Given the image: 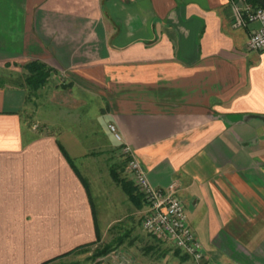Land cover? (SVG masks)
I'll return each instance as SVG.
<instances>
[{"label": "crops", "instance_id": "0c3cea01", "mask_svg": "<svg viewBox=\"0 0 264 264\" xmlns=\"http://www.w3.org/2000/svg\"><path fill=\"white\" fill-rule=\"evenodd\" d=\"M257 27L233 26L229 0H0V70L37 60L49 84L68 79L46 83V116L24 85L0 86V264H72L69 252L96 231L142 221L143 198L110 168L105 182L85 172L106 151L99 141L88 150L84 115L66 106L91 96L151 185L175 182L204 262L264 264V50L246 48ZM116 190L124 212L110 200L104 220L96 198ZM167 243L179 254L163 264H198ZM114 252L96 264H121Z\"/></svg>", "mask_w": 264, "mask_h": 264}, {"label": "rangeland", "instance_id": "374dc122", "mask_svg": "<svg viewBox=\"0 0 264 264\" xmlns=\"http://www.w3.org/2000/svg\"><path fill=\"white\" fill-rule=\"evenodd\" d=\"M0 78H4L6 81H8V83L21 82L23 73L19 67L5 68L3 70H0ZM67 80L68 79L63 77L61 74H56L55 79H52L50 84L47 82V85L51 88L55 86V83H57V87H60L62 83L67 84ZM45 86L46 84L44 85V87L42 86L43 88H40L39 93H37V91L35 93L29 92V100L30 102H32L31 106L33 108H37L42 116H46L47 109L51 107L50 103L47 101L52 89L47 90V86ZM74 93H78L81 96L80 91ZM32 94H34L36 101L32 100ZM88 99L89 101L86 102L87 104L85 102H82L83 104L85 103L82 106L78 105V102L75 103V101L66 106V108H68L69 110L68 114L75 115V119H78L77 116H80V118H82L83 116L81 115H84L83 118L85 119V128L88 137L86 140V147H90V144H94L95 142L99 141V147L106 151L102 153L101 157L92 155L93 158H88L91 161L86 164L85 172L88 173L89 176H93V178H95L94 180H96L97 182H105L106 179L108 180V169L113 168L117 172L119 178L128 180L124 173L125 160L121 150V146L120 144H117L115 141H113L111 137H109L110 135L107 131L104 107H100L101 104L94 97L91 96ZM53 102L59 105V110L57 109V107H55V113L58 116L62 112L61 105L62 103H64V99L60 98L58 101L55 100ZM77 113H80V115ZM98 120L102 123L100 128L98 126ZM30 123H32V121H30ZM43 126L44 125H39V127ZM71 127H73V129H77L78 126L77 124H71ZM103 130H105V133L103 132ZM81 132V134H83V131ZM108 139L109 141H111L112 145L109 144L110 142L108 141ZM93 146L95 147L88 150H100L98 149V146L96 147L95 144ZM95 188H92L93 195L95 192ZM108 192L110 194V191ZM109 194L104 198L102 193L101 197L96 198L99 202L101 200V205L106 204L107 206V210L104 212L106 215L104 217V220L107 221H110V208L108 209V206L110 207L111 203L110 200H112L114 204H119L114 205L113 207L116 211L114 215L122 214L125 208V206L120 203L121 200L118 197L119 195L117 190L110 195L111 197L109 196ZM119 240H122L121 244L119 243ZM104 244L115 245L116 252H114V254L117 255L119 262L128 261L129 264H134L136 260H141L144 262V264H163L162 257L166 258L167 256L165 253H169L174 250L173 247L169 246L167 241L153 237L144 232L141 227V212H139L137 216L135 214L130 219L125 218L111 224L106 234L103 236L99 235V239L94 244L87 245L84 248L71 253V255L69 256V259H71L70 263H91L92 259L90 258ZM163 254H165V256H162ZM168 262L169 261H166V264H169Z\"/></svg>", "mask_w": 264, "mask_h": 264}, {"label": "built area", "instance_id": "2783aa9c", "mask_svg": "<svg viewBox=\"0 0 264 264\" xmlns=\"http://www.w3.org/2000/svg\"><path fill=\"white\" fill-rule=\"evenodd\" d=\"M229 5L233 15V26L258 24L247 39V50H264V6L252 5L248 0H229ZM106 127L112 138L121 146L126 177L135 185L147 205V211L141 221L144 232L171 243L198 264H210L203 261V245L189 226L183 202L175 193V182L170 183L166 188L152 186L140 161L130 146L123 142L115 124L110 122ZM121 264H129V262L123 261Z\"/></svg>", "mask_w": 264, "mask_h": 264}, {"label": "trees", "instance_id": "16d2710c", "mask_svg": "<svg viewBox=\"0 0 264 264\" xmlns=\"http://www.w3.org/2000/svg\"><path fill=\"white\" fill-rule=\"evenodd\" d=\"M252 5H263L264 0H248ZM21 70L23 73V78L21 82H12L14 84L24 85L28 88L29 92H36L42 86H44L52 76V69L48 67L45 63L37 60L28 61L21 65ZM8 83L4 78H0V86ZM64 152V150H63ZM64 154H66L64 152ZM112 178L121 186L123 191L129 196V198L134 200L141 201L142 195L137 190L135 185L128 179L119 178L117 172L112 168L110 169ZM97 232L96 240L87 244L77 246L72 249L69 253H73L81 248H84L87 245L94 244L99 239V233ZM119 243H122V240H119ZM115 251V245L113 244H104L102 245L90 258L92 259L90 264H96L102 260L103 257L112 254ZM174 253L177 255L179 251L174 250ZM46 263V262H45ZM44 264V263H43Z\"/></svg>", "mask_w": 264, "mask_h": 264}]
</instances>
